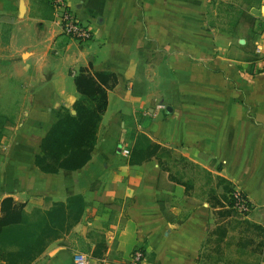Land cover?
<instances>
[{
	"label": "crops",
	"instance_id": "1",
	"mask_svg": "<svg viewBox=\"0 0 264 264\" xmlns=\"http://www.w3.org/2000/svg\"><path fill=\"white\" fill-rule=\"evenodd\" d=\"M35 1L0 0V202L36 223L16 246L7 229L0 246L17 250L55 203L81 196L78 221L29 264H73L76 252L127 264L137 249L139 264H264V0L250 10L256 36L239 34L236 49L207 23L209 0H65L86 42L60 34L50 0ZM81 68L117 80L91 157L44 173L34 158L72 114ZM233 189L252 204L244 217L227 203Z\"/></svg>",
	"mask_w": 264,
	"mask_h": 264
},
{
	"label": "trees",
	"instance_id": "2",
	"mask_svg": "<svg viewBox=\"0 0 264 264\" xmlns=\"http://www.w3.org/2000/svg\"><path fill=\"white\" fill-rule=\"evenodd\" d=\"M259 2L260 0H255L254 3H249L248 9L240 10L231 24V34L233 36L240 34L246 40V44H250L257 34L258 19L249 9L257 6ZM116 82L115 74L106 71L90 72L87 68H81L74 75L75 88L80 95L73 104L75 114H69L57 120L41 139V153L35 156L34 163L42 172L57 173L59 170H75L86 164L91 157L101 116L107 106V90ZM149 146L154 149L157 147L149 144L146 150ZM145 155H147L146 152L143 157ZM230 192L231 190L228 191V205ZM159 206L164 211L160 203ZM83 207L81 196H73L65 203H55L46 212V221L40 232L35 236L25 237L29 242L23 241L17 250L5 251L0 246V259L5 260L7 264H29L42 253L47 241L58 237L60 232L78 221ZM0 211V243L4 232L10 229V235L4 243L16 246L27 226L36 223L29 222L25 217L24 205L15 203L10 197L1 200ZM19 225H23L20 230L17 228ZM11 229L17 232L14 233Z\"/></svg>",
	"mask_w": 264,
	"mask_h": 264
},
{
	"label": "built area",
	"instance_id": "3",
	"mask_svg": "<svg viewBox=\"0 0 264 264\" xmlns=\"http://www.w3.org/2000/svg\"><path fill=\"white\" fill-rule=\"evenodd\" d=\"M53 15L60 29V34L78 42H86L92 36L91 30L84 25L74 12L66 4L65 0H50ZM72 74L74 72L72 71ZM123 153L128 155L129 150L123 149ZM229 206L241 215H247L252 204L248 197L239 190L233 189L229 194ZM144 258L143 252L139 249L130 253L127 264H139ZM73 264H88L87 255L81 252H76L72 256Z\"/></svg>",
	"mask_w": 264,
	"mask_h": 264
},
{
	"label": "rangeland",
	"instance_id": "4",
	"mask_svg": "<svg viewBox=\"0 0 264 264\" xmlns=\"http://www.w3.org/2000/svg\"><path fill=\"white\" fill-rule=\"evenodd\" d=\"M38 4V0L35 1ZM255 0H209L207 6V23L209 25L215 26L220 30H225L228 33H232L231 24L235 21L238 13L242 9H248L249 3H254ZM34 3L35 5H37ZM252 8L249 9V11ZM3 33H6L7 29L4 25L2 28ZM235 49L238 48L237 40L239 34L232 36ZM76 41V40H74ZM78 42V41H77ZM5 114V117L8 119H17L21 109L17 108V105L11 106ZM235 211V210H234ZM236 215L244 217L235 211ZM248 215V214H247Z\"/></svg>",
	"mask_w": 264,
	"mask_h": 264
},
{
	"label": "water",
	"instance_id": "5",
	"mask_svg": "<svg viewBox=\"0 0 264 264\" xmlns=\"http://www.w3.org/2000/svg\"><path fill=\"white\" fill-rule=\"evenodd\" d=\"M72 114H75V111L74 110H72Z\"/></svg>",
	"mask_w": 264,
	"mask_h": 264
}]
</instances>
